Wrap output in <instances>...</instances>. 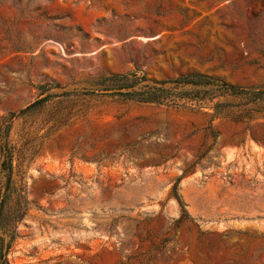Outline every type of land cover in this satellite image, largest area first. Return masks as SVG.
<instances>
[{
    "label": "rangeland",
    "instance_id": "1",
    "mask_svg": "<svg viewBox=\"0 0 264 264\" xmlns=\"http://www.w3.org/2000/svg\"><path fill=\"white\" fill-rule=\"evenodd\" d=\"M132 72L264 88V0H0L7 263L264 264V107L101 91Z\"/></svg>",
    "mask_w": 264,
    "mask_h": 264
},
{
    "label": "trees",
    "instance_id": "2",
    "mask_svg": "<svg viewBox=\"0 0 264 264\" xmlns=\"http://www.w3.org/2000/svg\"><path fill=\"white\" fill-rule=\"evenodd\" d=\"M102 92L117 96L124 101H134L139 103H153L173 107H184L181 102H198L199 104H212L216 110L218 107H264V88L243 89L233 87L210 77L191 74L175 80L148 83L144 75L137 72L123 75H113L101 81ZM172 84L171 88L165 85ZM187 87L188 89H185ZM180 89L173 93V90ZM219 99L238 100V104L227 101H215ZM44 99H39L26 107L33 108L41 104ZM16 115L11 114L0 126V168L6 177L7 185L11 181L13 149L9 143V130L12 118ZM4 199H0V208ZM10 246L4 249L0 247L1 264H8L5 257Z\"/></svg>",
    "mask_w": 264,
    "mask_h": 264
}]
</instances>
